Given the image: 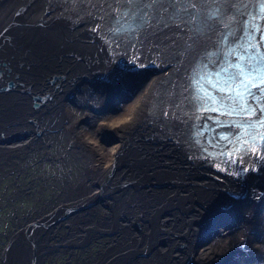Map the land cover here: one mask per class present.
<instances>
[{
    "label": "bare ground",
    "instance_id": "obj_1",
    "mask_svg": "<svg viewBox=\"0 0 264 264\" xmlns=\"http://www.w3.org/2000/svg\"><path fill=\"white\" fill-rule=\"evenodd\" d=\"M247 1L199 0L198 22L136 19L110 31L143 5L0 0V203L11 211L0 222L9 249L0 264H60L62 255L103 264L115 255L104 258L99 241L31 252L49 242L36 238L38 228L11 240L12 230L57 205L79 209L59 237L95 241L105 230L107 241L129 249L136 239L149 254L134 264L175 256L174 264H264V146L214 163L189 139V70ZM44 95L34 106L32 97ZM46 190L52 206L31 209ZM21 198L33 203L15 226Z\"/></svg>",
    "mask_w": 264,
    "mask_h": 264
},
{
    "label": "flooded vegetation",
    "instance_id": "obj_2",
    "mask_svg": "<svg viewBox=\"0 0 264 264\" xmlns=\"http://www.w3.org/2000/svg\"><path fill=\"white\" fill-rule=\"evenodd\" d=\"M43 158H40V160L38 161H28L27 162V166H32V165H40L42 162ZM2 184L0 183V186ZM56 186H53L52 188H55ZM1 188V187H0ZM59 189V188H58ZM2 192H4V190H2ZM30 192L25 191V195L26 193ZM46 190V195L44 196V198L41 199V202L38 201V203L36 204V206L32 207L31 209H35L37 208L41 203H47L49 202V204H46V207H51L52 205L51 202L53 200H51V198H47V196H49V192ZM54 191H51V195L53 194ZM28 195V194H27ZM57 197V196H55ZM3 199H5V197L0 194V200L3 201ZM27 198H25L26 200ZM6 200V199H5ZM30 203H33V200H29ZM29 204H22L21 207L24 208V211H19L18 208L14 207V209L12 210L14 214H16V216L18 217V219H15L13 221L14 225L16 226L17 223L19 222V217H21L22 215L25 216V212L29 214ZM4 207L1 211L7 212L6 216L4 217V220L0 219V222H4L6 221V218L8 217V215L10 214V207L7 206H2V203H0V208ZM59 206L57 205V207L55 206L54 210L51 213H43L41 216H39L38 218H36L33 221L30 222H26L25 225L24 223L21 224L17 231L16 230H12V232H10V234L12 233L13 236L11 238V240L16 241L19 238L20 235V231L24 230V231H33L35 228H38V235H36V238H38L42 233H44L46 238H49V242L45 243L44 245H42L41 247H34V249L31 250V252H57L59 249V251L63 250V249H69L70 246H75L74 248H72V251H76V250H80L81 247H77V246H86L84 249L88 248V245L90 246V244L94 245L96 243V241L100 242L99 247L103 250V252H127L128 248L124 243H118L119 241L116 242V245L111 243L110 241H107L105 238L106 236H110L111 233L109 231H102L99 236L95 241L93 240V237H89L86 234H82V235H75V237H69V239L66 238H61L59 237V232H56V230L61 229L62 226L63 227H67V225H69L68 222H62L63 220H65L67 215H73L76 212H78V208H63L59 211ZM20 208V207H19ZM58 208V209H57ZM57 209V210H56ZM21 215V216H19ZM31 215V213H30ZM1 218V217H0ZM66 224V225H65ZM22 228V229H20ZM66 230H68L67 228H65ZM50 233V234H49ZM50 235V236H49ZM3 239V240H2ZM2 240V241H1ZM77 242V243H75ZM75 243V244H74ZM115 245V246H114ZM7 246V239H4V236H0V252H7L9 249H6L5 247ZM62 248V249H61ZM99 248V249H100ZM40 249V250H38ZM67 252V251H65ZM69 252V251H68ZM65 256V258L61 259V257ZM59 261L62 264H69L71 262L70 258L66 257V255H62L59 257ZM60 263V264H61ZM59 264V263H57Z\"/></svg>",
    "mask_w": 264,
    "mask_h": 264
},
{
    "label": "snow or ice",
    "instance_id": "obj_3",
    "mask_svg": "<svg viewBox=\"0 0 264 264\" xmlns=\"http://www.w3.org/2000/svg\"><path fill=\"white\" fill-rule=\"evenodd\" d=\"M127 2L129 4L143 5V7L139 8L135 13H131L134 19H138L143 24L150 22L152 19H159L161 22H164L165 27H167L168 20L179 23H195L199 20L200 9L197 8L199 0H127ZM125 15H130V13L126 12ZM214 15H216V12H211L209 18ZM185 17H187V19H185ZM254 58L258 63L264 60V56L260 53H257ZM239 59L244 60V56L241 55ZM252 59L253 57L249 58L250 64ZM140 67H146V65H140ZM231 67L240 68L241 65L236 63ZM222 71L227 72L228 69H223ZM215 75L219 80L222 73L216 72ZM239 75H244V72L241 71ZM235 76L236 74L234 73L229 79H233ZM241 87H243V84H241ZM220 90L230 91L231 85H226ZM240 95L241 94L237 92V96L239 97ZM249 95L254 97L253 93H249ZM212 102L215 103V97H212ZM164 115L167 116L168 113L165 112Z\"/></svg>",
    "mask_w": 264,
    "mask_h": 264
},
{
    "label": "water",
    "instance_id": "obj_4",
    "mask_svg": "<svg viewBox=\"0 0 264 264\" xmlns=\"http://www.w3.org/2000/svg\"><path fill=\"white\" fill-rule=\"evenodd\" d=\"M57 78L59 79V76ZM9 83H10V87H12L13 83L12 82H9ZM7 87H9V86H7ZM45 97H46V95L32 97L33 101H35L33 103V105L35 106L37 104L36 100H38V99L39 100H43ZM133 225H134L135 228L139 227V224L137 222H134ZM129 242L131 243V247L132 248L131 249L128 248L127 252H106L105 255H104V258H108L112 254L113 255L115 254V255L110 260H108L106 263H103V264H134L137 261H141L142 260L141 258H143V257H145V256H147L149 254V252H147V251L141 252L139 248L135 247L136 244H139L138 240L129 239ZM178 247L181 248L182 250L185 248L183 243L179 244ZM150 249H152V248H150ZM177 258L178 257L175 256L174 257V261H176ZM174 261L172 262V264L175 263ZM92 264H98V262H94Z\"/></svg>",
    "mask_w": 264,
    "mask_h": 264
},
{
    "label": "rangeland",
    "instance_id": "obj_5",
    "mask_svg": "<svg viewBox=\"0 0 264 264\" xmlns=\"http://www.w3.org/2000/svg\"><path fill=\"white\" fill-rule=\"evenodd\" d=\"M0 137H3V134H0ZM260 157H264V156L260 155ZM18 201H22V204H23V203H24V204H29V203H30L29 200L25 201V198H21V199L18 200Z\"/></svg>",
    "mask_w": 264,
    "mask_h": 264
}]
</instances>
